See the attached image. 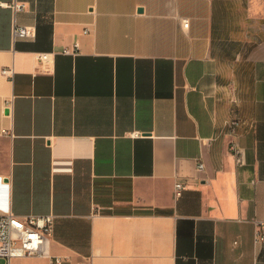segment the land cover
<instances>
[{"label": "crops", "instance_id": "crops-1", "mask_svg": "<svg viewBox=\"0 0 264 264\" xmlns=\"http://www.w3.org/2000/svg\"><path fill=\"white\" fill-rule=\"evenodd\" d=\"M17 1L0 0V210L53 214L61 264H264V51L247 98L222 92V0ZM14 21L35 36L14 40Z\"/></svg>", "mask_w": 264, "mask_h": 264}, {"label": "built area", "instance_id": "built-area-1", "mask_svg": "<svg viewBox=\"0 0 264 264\" xmlns=\"http://www.w3.org/2000/svg\"><path fill=\"white\" fill-rule=\"evenodd\" d=\"M10 5L14 11L25 8L24 2L13 0ZM188 21L183 20V26H187ZM34 25H22L15 21L12 25V38H32L35 36ZM64 53L76 54L78 52V42H74L71 47L61 49ZM36 59L44 66L50 60V52L39 51L35 54ZM1 73L9 76L13 73V68L4 66ZM8 106L6 102L5 107ZM242 119L238 116H230L225 119L224 125L228 132L232 135L230 142V150L235 156L238 164L243 163L244 153L242 147L237 141L238 127L242 124ZM133 136L141 134L139 131L131 132ZM203 163L199 164L200 168ZM56 165L53 170H56ZM180 181L175 182V194L179 195L183 188ZM53 214H25L18 215L12 211L0 210V257L7 260L5 264H9V260L13 257H24L28 255L47 256L52 259V264H61L60 256H52L50 253V233L53 229ZM253 234L254 243H264V220H256ZM79 264H84L81 262Z\"/></svg>", "mask_w": 264, "mask_h": 264}, {"label": "rangeland", "instance_id": "rangeland-1", "mask_svg": "<svg viewBox=\"0 0 264 264\" xmlns=\"http://www.w3.org/2000/svg\"><path fill=\"white\" fill-rule=\"evenodd\" d=\"M222 2L216 50L220 83L222 92L239 100L248 97L253 58L264 51V11L261 16L248 17L244 12V0Z\"/></svg>", "mask_w": 264, "mask_h": 264}]
</instances>
